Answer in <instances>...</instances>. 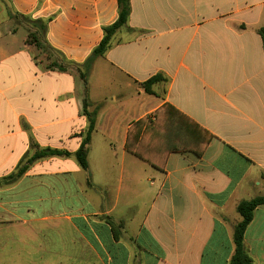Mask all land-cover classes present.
<instances>
[{"label": "crops", "instance_id": "crops-1", "mask_svg": "<svg viewBox=\"0 0 264 264\" xmlns=\"http://www.w3.org/2000/svg\"><path fill=\"white\" fill-rule=\"evenodd\" d=\"M128 1L84 83L77 66L118 18L117 0H0V264H229L237 204L264 195V0ZM23 20L45 23L66 71L18 37L33 32ZM85 98L96 116L83 170ZM158 112L159 127L135 128ZM31 141L70 155L3 183ZM176 143L184 150L166 151ZM91 193L148 198L133 237ZM244 246L264 264V205Z\"/></svg>", "mask_w": 264, "mask_h": 264}, {"label": "trees", "instance_id": "trees-1", "mask_svg": "<svg viewBox=\"0 0 264 264\" xmlns=\"http://www.w3.org/2000/svg\"><path fill=\"white\" fill-rule=\"evenodd\" d=\"M118 4V18L114 23L111 25L103 27V38L100 41L99 45L92 51L91 55L87 58L85 63L82 65V70H80V67L77 66L80 78L86 83V76L87 72L90 68V65L94 58L98 56H102L105 51L109 48L111 38L113 35L122 27H125L127 18L129 15V1L128 0H117ZM38 27V33L36 32H30L27 34L26 37V43L32 44L37 50L39 49L40 45H46L43 41L44 31L46 28V25L42 21H34L33 23ZM259 35L261 36L264 44V26H262L258 30ZM38 34L41 36H38ZM40 37V38H39ZM47 46V45H46ZM48 47V46H47ZM51 49V48H50ZM52 50V49H51ZM55 52V51H54ZM59 54V53H58ZM57 54V55H58ZM59 57V56H58ZM66 64L62 63L60 61H52L51 63H48L46 65V68L49 70H58V71H66ZM162 81L161 76H153L147 81H145L142 84V87L144 91L147 94H154L151 90V86L156 83ZM88 106L87 99L85 98L83 101V113L87 117L88 121V127L85 131L83 140L77 149V151L74 153V157L79 164V166L86 170L88 167L87 163V147L89 144L91 133L95 129V116L96 112L89 113L86 111V107ZM172 111L173 114H177L178 116H182L179 112H177L175 109L165 105L161 108L164 113L166 111ZM156 121L151 123L150 121H147L146 119H141L140 121L135 123V128L144 125L147 128L153 127V129H156L155 127H159V112L155 113ZM185 118V117H184ZM167 126V125H165ZM163 127L162 129H165L166 127ZM164 131V130H163ZM165 132H163L164 134ZM184 133L179 131L178 133V140L181 141V137H183ZM180 144H172L166 147V151L169 152L170 150H184L181 148H185V146ZM127 147L129 150H131L136 156L142 157L141 153L137 151L136 147L131 148L128 144ZM30 150L33 151V154L29 155L28 153L25 154L22 159L20 160L19 164L17 165L14 172H12L10 175L2 179L3 183H12L17 181L23 174L28 170V168L35 163L38 160L54 157V156H69L70 154L61 151L58 149H52V148H39L34 142H30L29 145ZM264 205V195L263 196H256L254 198L248 199V200H242L240 201L236 206V212L240 218L239 222L234 226L233 230V244H234V252L230 258L229 264H253V260L250 258V256L247 254V251L244 246V233L248 225L253 219V213L254 210Z\"/></svg>", "mask_w": 264, "mask_h": 264}, {"label": "rangeland", "instance_id": "rangeland-1", "mask_svg": "<svg viewBox=\"0 0 264 264\" xmlns=\"http://www.w3.org/2000/svg\"><path fill=\"white\" fill-rule=\"evenodd\" d=\"M24 24L29 25L32 28V31L35 33H38V27L36 25H33L32 23H26L27 21H24ZM12 25V24H10ZM18 37L22 40L26 35H27V30L26 27H21L18 28ZM38 36H40L38 34ZM41 37V36H40ZM39 37V38H40ZM39 52H40V58L41 60H46L47 64L51 63L52 61H60L58 55L56 52L51 50L49 47L46 45H40L39 47ZM90 196L93 198V202L95 203V207L98 209H109L110 207L114 206V209L111 213V215H108V217L112 219L116 218H122V220L125 222V236L126 238H129L130 236L133 237L136 230L138 229V224L142 221V218L145 214V207L147 206L146 203H148V198L145 196V199H134L135 195H123L121 194H116V195H108V199L106 198L107 195H101L99 193H91ZM116 196V199H115ZM112 198V200H111ZM136 198V197H135ZM138 207V208H137ZM139 252L141 255V251H136Z\"/></svg>", "mask_w": 264, "mask_h": 264}]
</instances>
